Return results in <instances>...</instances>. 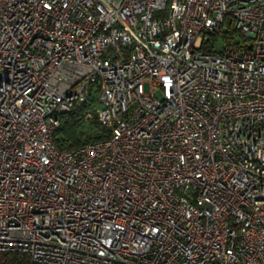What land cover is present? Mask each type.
Returning <instances> with one entry per match:
<instances>
[{
	"label": "built area",
	"instance_id": "obj_1",
	"mask_svg": "<svg viewBox=\"0 0 264 264\" xmlns=\"http://www.w3.org/2000/svg\"><path fill=\"white\" fill-rule=\"evenodd\" d=\"M6 253L264 264V0H0Z\"/></svg>",
	"mask_w": 264,
	"mask_h": 264
},
{
	"label": "trees",
	"instance_id": "obj_2",
	"mask_svg": "<svg viewBox=\"0 0 264 264\" xmlns=\"http://www.w3.org/2000/svg\"><path fill=\"white\" fill-rule=\"evenodd\" d=\"M83 106H76L72 111L58 115L60 126L54 135V141L59 148H71L83 141L102 138L107 135V130L100 126L95 116L85 121L93 127V131L82 129ZM4 258L9 264H30L27 257L19 253H6Z\"/></svg>",
	"mask_w": 264,
	"mask_h": 264
},
{
	"label": "rangeland",
	"instance_id": "obj_3",
	"mask_svg": "<svg viewBox=\"0 0 264 264\" xmlns=\"http://www.w3.org/2000/svg\"><path fill=\"white\" fill-rule=\"evenodd\" d=\"M145 91H148V85H147V83L145 84ZM82 125H83L82 126V129L84 131H87V132L93 131L94 132L93 127L91 125H89V124H86L85 121H84V123Z\"/></svg>",
	"mask_w": 264,
	"mask_h": 264
}]
</instances>
